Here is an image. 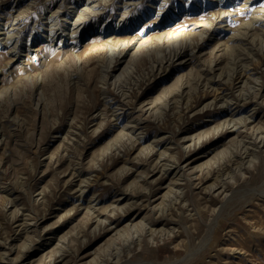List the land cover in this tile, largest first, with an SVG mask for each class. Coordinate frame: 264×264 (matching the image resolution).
<instances>
[{
  "label": "rangeland",
  "instance_id": "1",
  "mask_svg": "<svg viewBox=\"0 0 264 264\" xmlns=\"http://www.w3.org/2000/svg\"><path fill=\"white\" fill-rule=\"evenodd\" d=\"M176 263L264 264V0H0V264Z\"/></svg>",
  "mask_w": 264,
  "mask_h": 264
},
{
  "label": "bare ground",
  "instance_id": "2",
  "mask_svg": "<svg viewBox=\"0 0 264 264\" xmlns=\"http://www.w3.org/2000/svg\"><path fill=\"white\" fill-rule=\"evenodd\" d=\"M114 115V114H113ZM148 151V150H147ZM176 264H178V263H176Z\"/></svg>",
  "mask_w": 264,
  "mask_h": 264
}]
</instances>
